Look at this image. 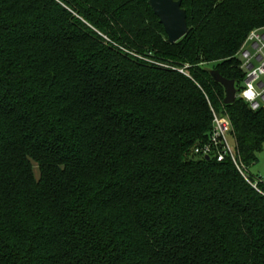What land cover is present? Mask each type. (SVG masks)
Here are the masks:
<instances>
[{
    "label": "trees",
    "instance_id": "trees-1",
    "mask_svg": "<svg viewBox=\"0 0 264 264\" xmlns=\"http://www.w3.org/2000/svg\"><path fill=\"white\" fill-rule=\"evenodd\" d=\"M181 7L168 43L148 0H0V264H264V179L193 153L212 111L245 167L264 147L209 73L240 89L264 0Z\"/></svg>",
    "mask_w": 264,
    "mask_h": 264
},
{
    "label": "built area",
    "instance_id": "built-area-1",
    "mask_svg": "<svg viewBox=\"0 0 264 264\" xmlns=\"http://www.w3.org/2000/svg\"><path fill=\"white\" fill-rule=\"evenodd\" d=\"M237 57L244 72V79L240 89L236 92V98L244 101L253 111L264 108V27L249 32ZM178 70L184 73L182 68ZM212 115L210 140L206 144L195 146L193 153L202 157L214 158L219 162L229 157L243 178L256 189L257 179L250 180L247 167L241 162L235 146L229 143L228 137L231 132L229 119L215 111H212Z\"/></svg>",
    "mask_w": 264,
    "mask_h": 264
},
{
    "label": "water",
    "instance_id": "water-1",
    "mask_svg": "<svg viewBox=\"0 0 264 264\" xmlns=\"http://www.w3.org/2000/svg\"><path fill=\"white\" fill-rule=\"evenodd\" d=\"M148 4L162 25L168 43L177 42L187 33L186 12L181 7V0H148ZM209 73L224 88L223 104H232L237 92L234 80L223 77L216 69H210Z\"/></svg>",
    "mask_w": 264,
    "mask_h": 264
},
{
    "label": "rangeland",
    "instance_id": "rangeland-1",
    "mask_svg": "<svg viewBox=\"0 0 264 264\" xmlns=\"http://www.w3.org/2000/svg\"><path fill=\"white\" fill-rule=\"evenodd\" d=\"M263 28V27H262ZM237 57V56H236ZM183 69L184 73L187 72L185 66L180 67L179 69ZM239 68L241 69L240 65ZM229 143L231 146H234V141L233 138L231 137V132L228 137ZM257 161L254 164H251L248 168L247 171L250 175L253 177L260 176L261 178L264 179V147L263 149L257 154ZM32 169L35 177H38V167L35 163L32 164Z\"/></svg>",
    "mask_w": 264,
    "mask_h": 264
}]
</instances>
